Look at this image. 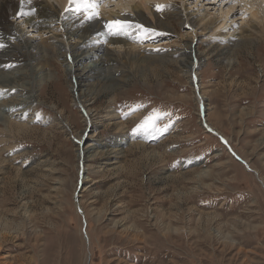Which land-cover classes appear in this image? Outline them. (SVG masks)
<instances>
[{
	"label": "rangeland",
	"instance_id": "rangeland-1",
	"mask_svg": "<svg viewBox=\"0 0 264 264\" xmlns=\"http://www.w3.org/2000/svg\"><path fill=\"white\" fill-rule=\"evenodd\" d=\"M85 1L109 12L119 0ZM160 1L149 0L157 18L142 17L161 26L165 12L170 29L141 44L157 58L121 63L125 84L82 93L104 125L80 142L84 111L50 49V77L23 103L30 128L0 120V264H264V0ZM247 22L259 40L223 51ZM191 40L204 105L173 62ZM123 132L133 144L116 145Z\"/></svg>",
	"mask_w": 264,
	"mask_h": 264
},
{
	"label": "bare ground",
	"instance_id": "bare-ground-1",
	"mask_svg": "<svg viewBox=\"0 0 264 264\" xmlns=\"http://www.w3.org/2000/svg\"><path fill=\"white\" fill-rule=\"evenodd\" d=\"M135 1L119 0L115 2L116 7L110 9L109 12L102 10L105 8L101 7L103 4H95L97 5L96 8L101 7L96 11L99 14L89 18L90 12L95 11V9L88 8L87 5L94 4L93 1L77 0L75 7H72V4L67 6V0H58L59 7L50 0H0V120L9 117L10 121L6 118L5 123L7 122L10 130L13 128L22 130L30 128L29 121H32L31 117L36 116V112L29 116L28 112L30 113L31 109H24L23 103L25 101L32 102L27 91H34L36 86L44 81L43 77H50V73L46 72L47 66L41 63V59L47 54L49 55L48 51L50 49L53 56L62 59L64 70L70 77V87L84 111L87 128L82 133L83 135L81 134L79 137L81 138V140L79 139L80 142L88 131V125L89 128L104 125L102 120L94 119L90 112L91 109L89 110L88 106L82 103V93L98 86L113 88L124 83L125 81H121L119 77H116L117 74L124 72L119 69V64L146 59V57L157 58L149 55L151 52L149 54L143 53L144 49L141 44L143 41L148 40L149 36L159 33V30L170 29L168 24L164 25L163 22L165 12L160 15L162 16L161 20H158L161 26L146 25L142 20L145 12H152L157 18L159 15L156 14V8L161 4H152L149 0ZM7 9L9 11L5 12ZM166 9L170 10L168 7H165ZM176 10L174 8L171 14L184 17L183 12L180 14ZM185 10L187 11L186 21H189L194 13H190L187 8ZM258 11H256L257 14ZM256 12L255 8L252 9V16L256 17ZM207 14L209 13L202 16V19ZM18 19L19 21H16ZM116 21H119L120 24L117 25ZM210 22L216 25V18H211ZM206 24L203 30L212 25ZM247 24L249 23L247 22ZM257 30L258 27L255 23H250L249 28H233V30H230V37H233V39L222 37L219 41V47L223 51L225 50L226 53L232 50L237 51L242 45L252 43L253 40H259ZM32 32L36 34L31 35ZM49 32L51 33L50 36H47L49 38H43L44 34ZM37 36L41 37L37 39ZM35 41L38 43H35ZM192 43L191 40L190 44H187L181 50L179 49L181 52L177 54L176 61H173L186 73H194V58L197 59L198 57V50L193 48ZM123 58H125L124 61ZM148 60H153V58H148ZM22 61L28 69L24 70L21 66ZM10 69L13 70L9 71ZM193 76L192 84L197 94L200 93V87H198L197 81L194 84L196 73ZM196 89L199 91L197 92ZM199 93L197 98L204 105L205 97ZM5 102L6 105L3 104ZM8 103L12 104L7 105ZM24 106L26 105L24 104ZM28 108L30 107L28 106ZM135 115L136 113H133L131 117ZM119 119H121V116L117 111H108L106 121ZM115 123L119 127L122 126L121 122L116 121ZM123 135L124 132L116 137L117 146L126 144L129 141L130 144H133L130 138L127 141V138H124ZM88 148L91 150L93 145L88 143L85 149ZM82 154L84 153L80 152V155Z\"/></svg>",
	"mask_w": 264,
	"mask_h": 264
},
{
	"label": "snow or ice",
	"instance_id": "snow-or-ice-1",
	"mask_svg": "<svg viewBox=\"0 0 264 264\" xmlns=\"http://www.w3.org/2000/svg\"><path fill=\"white\" fill-rule=\"evenodd\" d=\"M87 7H88V8L95 9V8L97 7V5H95V4H89V5H87ZM98 14H99L98 12H96V11H92V12H90V14H89V18H92V17H94V16H96V15H98ZM115 23H116L117 25L120 24L119 21H116Z\"/></svg>",
	"mask_w": 264,
	"mask_h": 264
}]
</instances>
